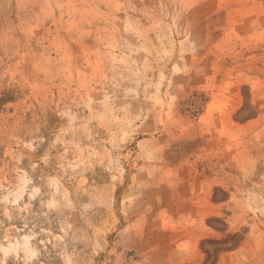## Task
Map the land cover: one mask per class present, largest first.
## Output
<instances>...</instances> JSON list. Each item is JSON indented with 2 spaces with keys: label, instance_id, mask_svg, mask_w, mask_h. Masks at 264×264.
<instances>
[{
  "label": "rangeland",
  "instance_id": "obj_1",
  "mask_svg": "<svg viewBox=\"0 0 264 264\" xmlns=\"http://www.w3.org/2000/svg\"><path fill=\"white\" fill-rule=\"evenodd\" d=\"M0 264H264V0H0Z\"/></svg>",
  "mask_w": 264,
  "mask_h": 264
}]
</instances>
